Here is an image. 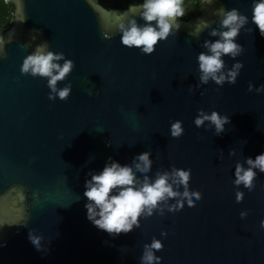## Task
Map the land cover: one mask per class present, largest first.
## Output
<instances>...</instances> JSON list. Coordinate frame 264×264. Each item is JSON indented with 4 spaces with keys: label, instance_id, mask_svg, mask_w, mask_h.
Listing matches in <instances>:
<instances>
[{
    "label": "water",
    "instance_id": "95a60500",
    "mask_svg": "<svg viewBox=\"0 0 264 264\" xmlns=\"http://www.w3.org/2000/svg\"><path fill=\"white\" fill-rule=\"evenodd\" d=\"M6 1L16 9L0 36V264H144L154 239L163 247L153 249L161 257L153 264H264V172L255 169L251 189L234 182L237 165L248 168L247 158L264 152V35L252 20L254 0H203V16L178 17L180 27L151 53L122 42L132 17L156 24L128 11L142 3L118 11L94 0ZM221 8L249 18L235 38L241 53L222 57L225 73L237 61L243 67L222 85L201 81L198 59L205 41L220 39L211 33L224 30ZM45 43L64 54L61 65L74 62L56 93L49 77L22 70ZM201 109L228 116L224 129L208 120L198 127ZM146 150L153 163L136 173L141 182L191 169L188 190L200 198L190 206L170 176L180 196L126 233L99 228L88 218L86 181L113 160L134 166Z\"/></svg>",
    "mask_w": 264,
    "mask_h": 264
},
{
    "label": "clouds",
    "instance_id": "9594fccd",
    "mask_svg": "<svg viewBox=\"0 0 264 264\" xmlns=\"http://www.w3.org/2000/svg\"><path fill=\"white\" fill-rule=\"evenodd\" d=\"M130 13H139L146 21H156L153 25L148 23L144 26L138 25L135 17L129 20L130 27L123 30L122 42L129 46H143L142 51L151 53L156 44L162 38H167L173 27H180L178 17L185 15L182 0H143L141 5H134L129 10ZM223 16V31L213 29L212 35H219L220 39L215 42L205 41L204 46L209 49L208 52L199 54L201 81L207 82L210 78L218 84H223L226 80L235 83L243 67L241 61H237L232 69L227 73L223 72L225 61L222 58L225 54H231L233 57L239 55L243 46L236 41L241 28L247 24L248 16L241 13L238 8L231 10L220 9ZM125 16L128 15L126 12ZM252 20L258 25L261 35H264V0H254L252 9ZM204 25H201V28ZM199 31V29H197ZM47 43L39 47L37 51L29 55L22 66L24 72L31 71L32 74H40L49 77V86L53 93L57 92V82L64 78L73 68V61L68 59L63 65L58 61L63 57V53L46 51ZM0 55H3V48L0 47ZM250 89L252 85L250 84ZM264 88V85L261 86ZM71 91L70 86L60 89L58 95L60 98H66ZM54 98V95H53ZM201 114L195 119V124L202 126L205 120L215 124L217 132L224 129L225 122L229 120L228 116H222L218 111H212L210 114L200 110ZM172 135L179 137L183 132L182 121H175L171 128ZM151 151L146 150L139 153L135 158L133 165L121 164L113 160L106 164L102 171L93 174L90 180L86 181L85 195L88 197L86 208L88 209V218L99 228L109 233L128 232L134 226L139 224V217L142 214L151 215L161 201L168 198L180 196L181 193L174 189L173 183L169 182L170 176L174 177L176 184H183L185 191L183 197L188 198V204H194L192 199L195 196L200 198L199 190L191 192L188 190V184L191 177V169L175 168L171 173L165 172L158 174L152 181L145 177L143 182L139 180L136 173H147L152 167ZM247 164L250 167L245 168L243 164L236 167L237 185L243 183L245 187L251 189L254 187V179L257 176L255 169L264 172V152L256 155L255 159L247 158ZM135 169V170H134ZM115 190V191H114ZM243 192L237 193V200L243 199ZM183 206V200L178 202ZM175 207V205L173 206ZM38 243V241H35ZM163 247L162 241L154 239L150 245H146V251L142 257L144 264H153L161 257L155 255L153 249Z\"/></svg>",
    "mask_w": 264,
    "mask_h": 264
},
{
    "label": "trees",
    "instance_id": "16d2710c",
    "mask_svg": "<svg viewBox=\"0 0 264 264\" xmlns=\"http://www.w3.org/2000/svg\"><path fill=\"white\" fill-rule=\"evenodd\" d=\"M104 7L122 11L128 9L135 2L143 3V0H94ZM185 15L181 18L184 21L197 19L203 16V0H182ZM15 4L10 1L0 0V36L6 33L14 24Z\"/></svg>",
    "mask_w": 264,
    "mask_h": 264
}]
</instances>
